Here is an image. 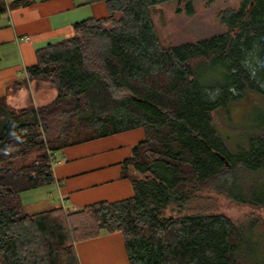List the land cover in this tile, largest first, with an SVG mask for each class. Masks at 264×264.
I'll return each instance as SVG.
<instances>
[{"label": "trees", "instance_id": "obj_1", "mask_svg": "<svg viewBox=\"0 0 264 264\" xmlns=\"http://www.w3.org/2000/svg\"><path fill=\"white\" fill-rule=\"evenodd\" d=\"M97 1L107 15L76 22L27 68L26 81L56 88L50 103L14 110L0 96V264H81L76 242L115 230L130 264H264L256 220L245 228L203 204L212 190L264 207V0L223 11L225 33L173 46L152 18L168 0ZM26 3L0 0V13ZM210 65L223 75L207 87L197 72ZM252 93L256 132L231 147L216 115ZM137 127L145 138L122 165L132 197L66 214L25 210L20 194L54 180L47 148ZM33 152L35 162L16 167Z\"/></svg>", "mask_w": 264, "mask_h": 264}, {"label": "crops", "instance_id": "obj_2", "mask_svg": "<svg viewBox=\"0 0 264 264\" xmlns=\"http://www.w3.org/2000/svg\"><path fill=\"white\" fill-rule=\"evenodd\" d=\"M26 2L0 13V96L8 98L17 93L15 84L27 79V68L37 63V49L70 36L76 22L108 13L103 1ZM126 131L127 137L115 135L122 131L68 145L59 159V151H54V180L20 194L25 210L29 214L54 208L74 211L102 200L132 197L133 186L123 177L122 165L145 132L142 127ZM76 246L81 264H130L120 230L81 240Z\"/></svg>", "mask_w": 264, "mask_h": 264}, {"label": "rangeland", "instance_id": "obj_3", "mask_svg": "<svg viewBox=\"0 0 264 264\" xmlns=\"http://www.w3.org/2000/svg\"><path fill=\"white\" fill-rule=\"evenodd\" d=\"M241 1L168 0L156 6L152 13V18L159 38L165 46L196 42L225 33L227 27L221 21V13L227 9H238ZM189 2L192 3V14L187 11ZM107 26H111V24ZM222 71L219 65H210L205 70L204 68L199 69L197 74L201 83L209 87L222 80ZM15 87L18 89H16L17 93L14 97L8 98V104L14 110H20L31 104L35 106L45 105L50 103L56 95V88L49 81L25 80L20 84H15ZM258 115L256 95L252 93L250 96L247 95L244 100L232 104L228 111L220 110L216 115V121L221 130L220 133L229 137L228 144L233 147L239 142H247L250 139L248 135L254 131L256 132V125L258 124V118L256 117ZM126 132L115 135L127 137ZM85 135H88V133H78L74 139L80 140ZM50 150V148H47V152ZM83 150L85 151V149ZM58 151L56 157L59 159L62 157L63 152L62 149ZM38 154L39 152H33L27 157L17 159L15 162L16 167L35 162ZM261 191L264 193V186H262ZM204 192L206 199L203 204L210 208V212L222 213L235 223L245 226V228L251 221L256 220V239L258 238L262 241L260 246L264 251V207L237 202L212 190ZM63 211L65 214L67 213L66 210L63 209ZM75 248L77 249L76 245Z\"/></svg>", "mask_w": 264, "mask_h": 264}, {"label": "built area", "instance_id": "obj_4", "mask_svg": "<svg viewBox=\"0 0 264 264\" xmlns=\"http://www.w3.org/2000/svg\"><path fill=\"white\" fill-rule=\"evenodd\" d=\"M49 162L51 166L56 162L55 152L49 151Z\"/></svg>", "mask_w": 264, "mask_h": 264}, {"label": "water", "instance_id": "obj_5", "mask_svg": "<svg viewBox=\"0 0 264 264\" xmlns=\"http://www.w3.org/2000/svg\"><path fill=\"white\" fill-rule=\"evenodd\" d=\"M222 159L226 161V164H229L228 160L226 159V157L224 155H221Z\"/></svg>", "mask_w": 264, "mask_h": 264}]
</instances>
